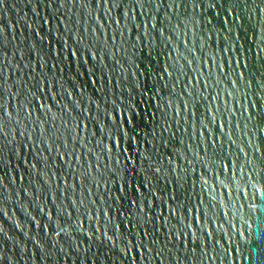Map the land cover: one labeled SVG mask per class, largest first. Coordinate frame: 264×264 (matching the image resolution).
I'll return each mask as SVG.
<instances>
[{"label":"water","instance_id":"1","mask_svg":"<svg viewBox=\"0 0 264 264\" xmlns=\"http://www.w3.org/2000/svg\"><path fill=\"white\" fill-rule=\"evenodd\" d=\"M199 5L0 0V264H264V0Z\"/></svg>","mask_w":264,"mask_h":264},{"label":"snow or ice","instance_id":"2","mask_svg":"<svg viewBox=\"0 0 264 264\" xmlns=\"http://www.w3.org/2000/svg\"><path fill=\"white\" fill-rule=\"evenodd\" d=\"M101 2L108 5L109 12L112 9H116L118 12L123 10L125 13L131 11V9L124 10V5L128 3V0H101ZM225 2H228V0H225ZM196 3L198 4V6H202L199 5V0H196ZM232 3L233 5H239V0H232ZM180 7H182V5H180ZM234 11H235L234 8L230 9L229 15H231ZM257 11L259 14L264 15V8L257 9ZM237 18H239L238 14H237ZM0 79H2V77H0ZM2 95H3V89H0V96ZM253 107H256V105H253ZM3 110L4 109L0 107V112H2ZM21 193L23 194L21 203H23L26 201L24 198H27V190H21ZM21 193H16L15 195H20ZM5 214L6 213H0V215H5ZM17 227H19V225H17Z\"/></svg>","mask_w":264,"mask_h":264}]
</instances>
